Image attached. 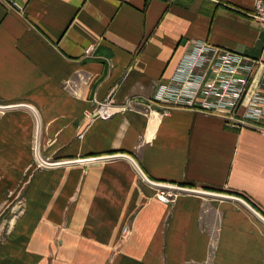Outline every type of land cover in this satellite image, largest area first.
Here are the masks:
<instances>
[{"label": "crops", "instance_id": "obj_1", "mask_svg": "<svg viewBox=\"0 0 264 264\" xmlns=\"http://www.w3.org/2000/svg\"><path fill=\"white\" fill-rule=\"evenodd\" d=\"M257 1L0 0V264H264V222L245 205L157 187L113 156L264 216ZM197 41L257 61L234 110L249 124L200 95L160 99ZM105 99L117 110L102 118ZM19 103L38 114L41 157L60 164L39 161L37 116ZM22 181L26 211L9 221Z\"/></svg>", "mask_w": 264, "mask_h": 264}, {"label": "built area", "instance_id": "obj_2", "mask_svg": "<svg viewBox=\"0 0 264 264\" xmlns=\"http://www.w3.org/2000/svg\"><path fill=\"white\" fill-rule=\"evenodd\" d=\"M250 14L264 24V0H258ZM256 63V60L236 51L197 41L181 60L174 77L176 84L165 85L160 99L169 98L175 103H182L183 97H187L185 102L193 105L200 95L203 106H214L217 111L229 110L225 115L232 126L237 124L236 120L240 125H247L249 122L245 119L236 118L234 110L247 88ZM116 110L110 99L98 103L97 112L102 118L110 117ZM176 195L171 190L158 193V197L165 202H172Z\"/></svg>", "mask_w": 264, "mask_h": 264}, {"label": "water", "instance_id": "obj_3", "mask_svg": "<svg viewBox=\"0 0 264 264\" xmlns=\"http://www.w3.org/2000/svg\"><path fill=\"white\" fill-rule=\"evenodd\" d=\"M11 106H25V107L30 108L36 114L37 120H38V131H37V139H36V154H37V157H38L39 161L41 163L45 164V165L60 164L61 161L49 162V161L44 160L41 157V155H40V152H39V141H40V132H41V122H40V119L38 117V114H37L35 108L32 107L31 105L27 104V103H19L17 105H11ZM113 156H124V157L128 158L133 163V165L136 167V169L138 170V172L140 173L142 178L146 182H148V183H150L152 185H155L157 187L164 188V189H171V190H177V191H193V192L201 193V194H204V195H215V196H222V197L232 198V199H234L236 201H239L243 205H245L252 213H254L261 221L264 222V216L261 213H259L253 206H251L242 197L234 196V195H223L222 193H215V192H211V191H207V190H203V189L190 188V187H185V186H181V185H174V184H169V183H162V182L153 181V180H151L150 178H148L145 175V173L139 167L137 162L130 155H128V154H120V155H113ZM113 156H108V157H113ZM85 160H87V159H85ZM68 162H75V161H68Z\"/></svg>", "mask_w": 264, "mask_h": 264}, {"label": "rangeland", "instance_id": "obj_4", "mask_svg": "<svg viewBox=\"0 0 264 264\" xmlns=\"http://www.w3.org/2000/svg\"><path fill=\"white\" fill-rule=\"evenodd\" d=\"M25 193V186L24 182L22 181V185L20 188V191L17 190L14 194L12 192H9V194L6 197V203L11 206L12 212L10 215L7 216V219L9 221H12L14 219H17L18 217L22 216L26 211V195ZM9 227L4 228L3 232L0 235V240L9 233ZM128 229H124V235H128ZM59 237V234L56 235V238ZM55 238V241L58 240Z\"/></svg>", "mask_w": 264, "mask_h": 264}]
</instances>
